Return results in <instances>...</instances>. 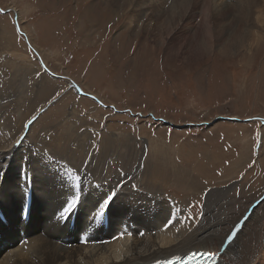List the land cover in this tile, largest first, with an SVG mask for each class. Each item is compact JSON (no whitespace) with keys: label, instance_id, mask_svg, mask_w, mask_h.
I'll list each match as a JSON object with an SVG mask.
<instances>
[{"label":"rangeland","instance_id":"374dc122","mask_svg":"<svg viewBox=\"0 0 264 264\" xmlns=\"http://www.w3.org/2000/svg\"><path fill=\"white\" fill-rule=\"evenodd\" d=\"M88 7L85 0H0V102L4 105L0 118H6L10 133L32 120L33 143L65 144L60 157L54 156L86 166L100 161L97 154L103 139L115 136L111 146L120 149L125 161L115 150L101 165L103 174L141 169L147 178L142 189L184 202L199 221L198 228L210 211L207 194L222 196L215 215L220 211L230 217L228 229L241 224L246 213H252L253 209L246 211L252 198L264 190V43L259 54L224 57L215 51L197 60L189 55L181 60L166 54L162 44L152 51L144 45V33L130 36L125 26L131 10L118 21L102 8L97 12L101 24L90 37L84 18ZM232 20L234 15L228 19ZM60 26L62 33L57 31ZM5 30L13 37L15 50H9L11 44L2 39ZM122 41L126 51L116 48ZM138 50L142 58L146 55L142 61ZM20 72L27 87L18 77ZM38 81L41 89L50 84L51 90L40 110L33 112ZM43 117L49 119L37 126ZM244 119L248 123H242ZM85 132L89 139L83 140ZM82 140L91 147L78 149ZM249 143L252 146H246ZM112 159L118 163L109 167ZM195 176L202 190L189 199L194 194L188 182ZM151 209L167 232L174 216L165 220L158 208ZM253 213L241 227H252L264 241V206ZM158 223L149 225L147 232L160 233Z\"/></svg>","mask_w":264,"mask_h":264},{"label":"bare ground","instance_id":"6f19581e","mask_svg":"<svg viewBox=\"0 0 264 264\" xmlns=\"http://www.w3.org/2000/svg\"><path fill=\"white\" fill-rule=\"evenodd\" d=\"M88 5V14L85 11L84 18L86 34L90 37L101 24L97 12L102 8L105 14H110L109 17L115 15L118 21L124 20L123 17L131 10L127 20L129 25L125 26L129 35L144 33V45H148L152 51L162 44L166 46V54L181 60L185 59L184 55H189L192 61L197 60L201 55L215 51L224 57L234 53L259 54V47L264 43V1L260 0H85V6ZM231 15H234V20L228 21ZM18 16L24 19L22 12H18ZM5 31L2 39L11 44L9 50H15L13 37ZM57 31L62 33L63 28L60 26ZM117 44L116 48L126 51L123 41ZM141 51L138 50L142 61L146 55L142 58ZM19 52L24 53L23 50ZM136 60V65H139L138 56ZM18 77L26 85L24 72H20ZM42 89L38 81L31 108L33 112L40 110L50 84L48 89L45 86ZM3 108L0 102V114ZM73 115H76L75 111ZM46 117L37 126L49 119ZM5 121L6 118L2 116L0 264H150L182 257L194 250L220 253L218 264H264V241L252 227H241L234 243L232 240L227 250L221 251L226 237L234 229L225 226L230 217L220 211L215 215L222 196L207 194L206 206L210 211L207 218L203 215L199 224L201 227L198 228L199 221H195L184 202L176 203L174 199L142 189L141 185L147 178L141 169L114 172L112 175L107 171L103 174L101 165L115 150L117 155H121L119 159L125 161L120 149L111 146L115 136L103 139L106 141L97 154L100 161L86 166L83 163H67L54 156L60 157L61 151L66 149L63 147L65 144L43 146L33 143L32 120L31 123L28 121L26 128L25 120L21 129H12L13 133H10ZM88 133H83V140L89 139ZM22 138L24 141L17 147V142ZM83 140L78 144V149H89L91 146H85ZM113 159L107 162L109 167L118 163V159ZM144 163L147 164L146 161ZM145 168L143 171H148ZM197 178L192 177L188 182L187 188L194 194L189 199L197 197V191L202 190V185L196 183ZM113 190L117 191V198L104 216L95 217L93 202L99 198V194ZM73 191L81 196V200L70 214H66V218L61 219L60 213L66 201L72 198ZM151 207L158 208L165 220L174 216L175 221L167 232L163 233L166 225L158 223ZM257 210L259 207L255 212ZM157 223L160 233L147 232L149 225Z\"/></svg>","mask_w":264,"mask_h":264},{"label":"snow or ice","instance_id":"6c2138e0","mask_svg":"<svg viewBox=\"0 0 264 264\" xmlns=\"http://www.w3.org/2000/svg\"><path fill=\"white\" fill-rule=\"evenodd\" d=\"M31 123V121H29ZM119 187V186H118ZM72 198L69 201H66V206L63 208V211L60 213V218H66V214H70L73 209H75L80 200L81 196L72 192ZM117 198V191L113 190L106 194H99V198L93 202V208L95 209L94 216L102 217L105 215L106 210L109 208L110 204ZM245 220L247 217L244 218ZM241 224H237L232 232L226 237L225 243H230L236 236V232L239 231ZM165 264H217L216 253L211 250L207 251H190L185 254L184 257L176 256L174 259L166 261Z\"/></svg>","mask_w":264,"mask_h":264},{"label":"crops","instance_id":"0c3cea01","mask_svg":"<svg viewBox=\"0 0 264 264\" xmlns=\"http://www.w3.org/2000/svg\"><path fill=\"white\" fill-rule=\"evenodd\" d=\"M250 119V118H249ZM249 119H244L243 121H242V123H248V121H249ZM246 121V122H245ZM251 137V136H250ZM246 146H252V143H249V144H247ZM261 158H262V163H264V149L262 150V153H261ZM258 163H260L259 161H258ZM242 172V170L240 169V171L238 172V174H237V176H239V173H241ZM225 175V174H224ZM224 177V176H223ZM264 197V190L259 194V196H256V197H254V198H252V204H250V206L246 209V211L247 210H251V209H253L252 210V213H251V215L253 214V212H254V210H256L257 208H258V206H259V209L262 207V206H264V201L262 202V201H260L261 200V198H263ZM249 200V199H248ZM247 200V201H248ZM260 201V202H259ZM263 203V204H262ZM246 204V203H245ZM245 204H244V206H245ZM257 204V205H256ZM256 205V206H255ZM255 206V207H254ZM245 211V212H246ZM244 212V213H245ZM248 213V212H247ZM246 213V214H247ZM250 215V216H251ZM243 216V215H242ZM241 216V217H242Z\"/></svg>","mask_w":264,"mask_h":264},{"label":"water","instance_id":"95a60500","mask_svg":"<svg viewBox=\"0 0 264 264\" xmlns=\"http://www.w3.org/2000/svg\"><path fill=\"white\" fill-rule=\"evenodd\" d=\"M54 77H56V78H63V77H59V76H57V75H55V74H52ZM76 88H78V86H75ZM82 93V92H81ZM83 94V93H82ZM228 120H230L229 118H228ZM232 121H239L238 119H236V118H233V119H231ZM204 125V124H203Z\"/></svg>","mask_w":264,"mask_h":264}]
</instances>
